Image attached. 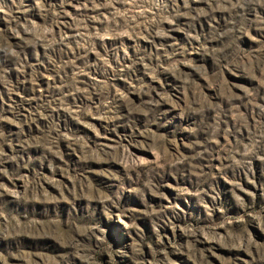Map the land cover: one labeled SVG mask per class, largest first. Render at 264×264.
<instances>
[{"label": "rangeland", "instance_id": "374dc122", "mask_svg": "<svg viewBox=\"0 0 264 264\" xmlns=\"http://www.w3.org/2000/svg\"><path fill=\"white\" fill-rule=\"evenodd\" d=\"M0 264H264V0H0Z\"/></svg>", "mask_w": 264, "mask_h": 264}]
</instances>
